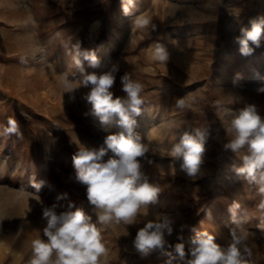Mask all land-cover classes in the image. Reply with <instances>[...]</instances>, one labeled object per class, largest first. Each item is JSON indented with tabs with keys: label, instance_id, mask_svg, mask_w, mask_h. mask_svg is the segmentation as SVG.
<instances>
[{
	"label": "rangeland",
	"instance_id": "rangeland-1",
	"mask_svg": "<svg viewBox=\"0 0 264 264\" xmlns=\"http://www.w3.org/2000/svg\"><path fill=\"white\" fill-rule=\"evenodd\" d=\"M258 15L264 0H135L130 15L122 0H0V264H30L31 241L45 225L43 207L56 204L60 212L74 204L92 214L84 186L74 182L72 156L79 143L99 147L118 129L84 115L88 89L79 88L74 101L66 93L65 78L76 82L81 75L72 58L77 43L101 64H119L115 96L125 95L119 79L125 73L143 85L136 132L149 151L141 171L160 193L141 220L164 213L176 221L168 246L147 257L132 247L142 222L98 224L110 250L107 264H166V253L175 256L180 242L187 250L196 232L226 246L230 230L247 236L249 264H264V195L232 171L240 154L222 147L230 138L226 109L235 114L254 104L264 117V93L256 91L264 85V40L248 57L233 43ZM157 44L169 53L166 63L153 59ZM83 67L101 70L87 61ZM179 97L184 109L175 106ZM10 119L18 128L6 135ZM194 127H208L211 135L200 172L189 178L170 150ZM30 179L43 182L39 192Z\"/></svg>",
	"mask_w": 264,
	"mask_h": 264
},
{
	"label": "clouds",
	"instance_id": "clouds-1",
	"mask_svg": "<svg viewBox=\"0 0 264 264\" xmlns=\"http://www.w3.org/2000/svg\"><path fill=\"white\" fill-rule=\"evenodd\" d=\"M135 7V0H122V10L130 15ZM137 23L147 25V20ZM247 27H240L239 34L233 37L238 45L240 55L248 57L261 46L264 40V15L249 21ZM72 58L80 69V78L73 82L65 78L64 87L70 99L75 100V92L79 88L88 89L83 99L91 106L85 116H91L101 125L115 127L116 132H109L99 147H89L79 143L72 156L75 169L74 182L84 186L85 198L91 215L82 208L69 204L66 211H57L58 205L42 208V219L45 225L42 237L31 241L32 258L30 264H107L109 249L103 241L99 225L143 224L132 238V247L141 257H147L153 251L163 250L168 246V237L174 232L175 218L168 214L158 213L153 219L141 220L147 215L151 205L158 202L160 188L148 181L141 171V158L149 151L136 132L138 117L143 105V85L131 79L125 73L120 75L121 91L124 96H115L114 87L119 73V64H101L94 50L82 49L80 44L73 45ZM153 59L160 63L169 60L168 51L157 44ZM87 61L93 69L88 72L83 67ZM257 93H264V85L258 86ZM178 109H184L186 99L176 98ZM228 132L230 138L223 144L224 151L240 154V166L235 164L232 171L258 188L264 195V117L254 104L232 113ZM4 134L17 132V123L10 119ZM211 135L208 127H194L183 131L179 141L175 143L170 155L179 162V170L189 178L196 177L204 162L206 143ZM37 192L43 182L30 179ZM66 197V194H64ZM62 197H58L60 199ZM229 207V212L236 207ZM260 207L264 208V200ZM95 216V221L93 220ZM185 226H181V232ZM231 241L221 246L213 234L207 231L196 232L189 238L187 250L183 242L174 246L175 256L171 253L166 264L174 260L182 264H249L247 256L251 255L247 247V236L241 230L238 234L230 230ZM182 241L183 237L178 236ZM103 258V259H102Z\"/></svg>",
	"mask_w": 264,
	"mask_h": 264
}]
</instances>
